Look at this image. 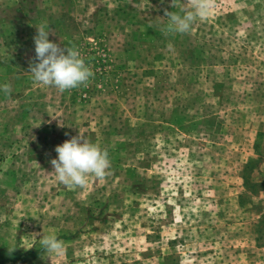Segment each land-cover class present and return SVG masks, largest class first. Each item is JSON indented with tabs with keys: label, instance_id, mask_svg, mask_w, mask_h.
Here are the masks:
<instances>
[{
	"label": "rangeland",
	"instance_id": "obj_1",
	"mask_svg": "<svg viewBox=\"0 0 264 264\" xmlns=\"http://www.w3.org/2000/svg\"><path fill=\"white\" fill-rule=\"evenodd\" d=\"M166 10L190 9L0 0V264L34 250L32 264H264V0H215L168 36ZM42 23L76 45L87 87L34 83ZM80 134L111 167L69 189L50 161ZM51 233L63 255L41 248Z\"/></svg>",
	"mask_w": 264,
	"mask_h": 264
},
{
	"label": "clouds",
	"instance_id": "obj_2",
	"mask_svg": "<svg viewBox=\"0 0 264 264\" xmlns=\"http://www.w3.org/2000/svg\"><path fill=\"white\" fill-rule=\"evenodd\" d=\"M186 3L190 10L184 11L183 15L165 11L168 18L163 29L165 36L190 33L192 25L197 20H206L215 7V0H186ZM46 28L47 25L43 23L36 27L35 57L29 68L34 83L54 87L61 93L81 86L87 87L94 72L85 63L76 45L61 47L51 42V31ZM0 90L6 96L11 94L9 84L0 86ZM55 151L57 158L50 161L53 172L56 179L69 189L86 187L89 177L104 180L111 167L107 149H102L99 144L89 141L81 134L57 145ZM40 245L49 255L60 256L65 251L64 241L55 233L43 235Z\"/></svg>",
	"mask_w": 264,
	"mask_h": 264
},
{
	"label": "trees",
	"instance_id": "obj_3",
	"mask_svg": "<svg viewBox=\"0 0 264 264\" xmlns=\"http://www.w3.org/2000/svg\"><path fill=\"white\" fill-rule=\"evenodd\" d=\"M41 254V250H34L26 255L18 253H5L4 255L8 257L9 262L12 264H32L33 261Z\"/></svg>",
	"mask_w": 264,
	"mask_h": 264
}]
</instances>
